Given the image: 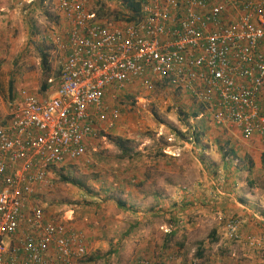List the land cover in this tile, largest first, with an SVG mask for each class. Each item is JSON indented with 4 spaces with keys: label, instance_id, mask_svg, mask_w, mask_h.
I'll list each match as a JSON object with an SVG mask.
<instances>
[{
    "label": "built area",
    "instance_id": "obj_1",
    "mask_svg": "<svg viewBox=\"0 0 264 264\" xmlns=\"http://www.w3.org/2000/svg\"><path fill=\"white\" fill-rule=\"evenodd\" d=\"M136 2L131 22L106 27L94 22L83 0H60L72 28L60 70L46 78L49 96L25 92L7 101L0 115V264H74L85 255L81 236H67L64 226L49 220L39 194L51 187L54 168L85 155L102 123L115 125L119 102L110 105L106 95L117 101L134 80L153 89L157 77L204 104L219 127L244 139L264 137V4ZM230 3L240 17L224 22ZM239 227L240 220L229 217L224 232L237 239ZM247 240L259 244L253 236ZM140 264L191 263L165 254Z\"/></svg>",
    "mask_w": 264,
    "mask_h": 264
},
{
    "label": "rangeland",
    "instance_id": "obj_2",
    "mask_svg": "<svg viewBox=\"0 0 264 264\" xmlns=\"http://www.w3.org/2000/svg\"><path fill=\"white\" fill-rule=\"evenodd\" d=\"M20 1L18 19L24 16L26 21L18 24L19 28L14 27L13 33L17 40L22 35V52L16 54L15 48L13 52L8 50L13 60V73L17 75L10 74L19 76L21 81L27 78L34 83L35 79L36 87H39L43 81L39 51L42 49L51 55L47 35L52 36V26L55 25L45 14L50 11L48 3L38 5V0ZM24 3L29 9L22 7ZM84 6L96 14L106 8L119 9L115 3H84ZM109 17L114 18L113 13ZM25 61H28V70L22 66ZM53 65H50L51 69L55 67ZM26 71L29 75L23 76ZM172 92L161 89L150 92L145 88L124 91L119 103L117 129L114 128L115 133L110 135L120 132V136H127L133 155L118 157L119 151L110 137H106V141L89 148L78 161L54 168L52 185L41 190L39 204L44 207L49 220L79 234L84 244L87 236L92 251L94 248L98 255L101 252L107 254L110 263L140 264L144 257L161 258L165 253H177L184 262L191 264H245L243 242L239 237L228 238L224 232L229 217H236L241 223L244 216L227 214L224 202L220 207L217 205L219 196L226 193L241 198L245 204L252 189L258 197L262 194L264 201V192L260 190L264 188L263 174L251 176L242 166L245 162L238 157L247 149L249 144L246 141L235 136L212 141L216 139L213 133L219 130V126L210 115L193 116L192 112H197L199 103H191L186 97ZM185 99L188 103L183 102ZM200 131L206 136L199 138L197 133ZM198 143L201 150H198ZM230 145L234 153L230 152ZM210 149L220 155V162L213 161ZM247 158L250 160V156L245 155L244 159ZM143 172L151 176L153 187L164 179L170 182L172 200L166 214L161 210L163 206L156 205L149 195L142 196L143 191H134V188L148 191V184H138V175ZM251 177L258 185L256 188L248 182ZM70 179L81 181L84 187L74 185ZM202 196L218 202L214 205L220 214H213L208 202L207 210L203 207L206 205L199 204L202 208L198 207L196 199ZM116 198L125 201L130 209H119ZM254 209L258 215L264 214L261 204ZM157 222L165 227L155 226ZM249 236L260 244L259 238ZM98 241L101 242L96 246ZM102 243L107 248L102 247ZM98 259L95 257L94 264H99Z\"/></svg>",
    "mask_w": 264,
    "mask_h": 264
},
{
    "label": "crops",
    "instance_id": "obj_3",
    "mask_svg": "<svg viewBox=\"0 0 264 264\" xmlns=\"http://www.w3.org/2000/svg\"><path fill=\"white\" fill-rule=\"evenodd\" d=\"M38 5L40 3H48L49 5V9L50 11H46V15H48L47 19L51 20L55 26L53 27V31H52V36L47 35V38L49 40V44L51 45V55L48 54L47 52H43L42 49H40V67H41V75L43 77V81L41 80V84L40 86L36 87V80H34V83L30 82L29 79L27 78H23L21 81V78L19 76H14L17 74L13 73V65H12V61L10 59V56L8 54V50L11 49V52H13V48L17 49L16 50V54H19L22 52V35L21 38L20 36H18L17 40L15 38L14 35V27L15 28H19L18 24L21 23H25L26 19L22 18L21 16V20H19V16H20V11L21 9L19 8L20 4L22 3V1L20 0H3V2H0V73L1 71L4 72V74H0V98L2 100V103L0 105V115L3 116L5 114V112L7 111L6 109V103L8 100H21L23 93H28L31 95H35L37 98L43 99L46 98L48 95L47 93V83H46V78L50 77V76H55L58 71L60 70L62 63L65 59V56L67 54V50L68 47H62V44H65L68 40L69 37V33L70 30L72 28V23L71 20L68 19V17L66 16V13L61 9L60 5H59V1L60 0H38ZM70 1V0H68ZM76 1V0H73ZM84 3H115L116 5L119 6V9H114V10H110L108 8H106L104 11H101L99 13L96 14V11H89L90 13L94 14V22L104 25L106 27H110V26H117V27H121L124 26L126 23L131 22V15L128 14L129 11L127 13H125L123 11V7H124V3H127V0H101L99 2V0H83ZM136 1V0H133ZM240 1V0H238ZM253 1H260L264 4V0H253ZM227 3V1H225ZM26 3H28L26 1ZM26 3H24L22 5V7L25 9L28 7L29 9V5H27ZM231 4V3H230ZM107 6V5H106ZM113 7V6H111ZM27 9V10H28ZM30 11V10H29ZM139 11V9H138ZM123 12V13H122ZM113 13V17H109L110 14ZM132 13V12H131ZM236 17H240V11L235 8L232 4L229 7H226L225 12L223 13V20L224 22H231L234 18ZM237 18V19H238ZM46 37V36H44ZM21 46V48H19ZM67 48V49H66ZM39 50V49H38ZM43 52V53H42ZM45 55L46 61H47V68L46 69L48 71L47 75L44 74L42 65H41V56ZM51 64H54L53 69H51ZM22 66L26 67V70L29 69L28 66V61H25V63L22 64ZM13 73V74H10ZM29 72L26 71L25 73H23V76H28ZM30 77V76H29ZM154 79V85L155 87L153 88V90L155 89H161V90H165V91H173L172 93H176L178 95L184 96L183 98H187L191 103H193L194 101H197V103H199L200 106H198V110L197 112L193 111L192 113L193 116H205V117H209V113H207L205 111V108H207L204 104L200 103L197 99H195L193 96L189 95V93L182 91V90H176V89H171L169 86H167L166 83H164L163 81L158 80L159 78L157 77H153ZM44 81H45V87H42V85H44ZM2 84V86H1ZM138 88H143L142 85V81L141 80H134L133 82L129 83L128 85H126V88L121 91L118 92V100L117 101H113V100H108L109 96L106 95V99L107 102L110 105H115L117 102H121V97L123 96L124 91H126L127 89H131L134 90L138 89ZM144 89V88H143ZM146 89V88H145ZM152 89H150V92L153 91ZM183 98L181 97V99L183 100ZM195 100H194V99ZM187 99H185L183 102L188 103ZM116 102V103H115ZM196 105V104H194ZM197 109V108H196ZM120 118V114L119 117L117 118L115 125L113 127L107 128L105 126L104 123H102V130H101V134L100 137L97 138L94 141H90V144L87 148V150L89 148H94L96 147L99 142L102 141H106V137H110V140L112 141L114 138H123V139H128L127 136L121 135L123 137L120 136V132H118V135L115 136H111L110 134L114 132V128L117 129L116 124L119 121ZM115 133V132H114ZM199 135V138H201L202 136H206L205 133H202L200 131V133H197ZM216 136V139L212 140L214 142H216L217 140L219 141L222 138H229L230 136H235L238 137L244 141L247 142V149H245V151H243L242 156L240 155L238 158L241 161H244L245 163L242 165L244 168H247L248 173L253 176V174H263L264 177V157H262V154L264 153V137H260V136H254L250 139H244L241 134L239 133V131L234 130L232 132H226L224 129H221V127H219V130L217 129L214 133ZM102 137V138H101ZM112 137V138H111ZM126 137V138H125ZM211 144V142H209ZM199 145V149L201 150L202 146L201 144H197ZM115 147V145H114ZM210 148H213V145H210ZM97 149V148H95ZM117 149V148H116ZM230 152L234 153L235 150L234 148L230 145ZM209 154L210 156L213 158V161H216L217 163L221 161L220 155L215 153L212 149L209 150ZM133 155V154H132ZM246 156H250V160L247 158H245ZM123 160V159H122ZM155 163V161H153ZM249 175V176H250ZM151 176L147 173H140L138 175V184H148L149 188L148 191L146 192V189L144 190H139L137 188H134L135 192L138 191H143L142 196L145 194L149 195V197L151 198V200H154L155 204L158 206H163L161 207V210L164 214H166V212H169L168 207L169 204L171 203L172 200V186L170 184V182H167L166 179H164L163 181L159 182L158 185L156 187H153V179L150 178ZM228 178H224L223 180H227ZM249 183H252L254 185V187L256 188L258 185H255V179L254 177L249 178L248 180ZM218 184H222L221 182H218ZM152 187V188H150ZM218 191V187L215 188ZM223 189V188H222ZM224 190V189H223ZM261 191L264 192V188H260ZM215 192V190H214ZM250 193L248 196V199L244 201L240 198V199H236L234 197H231V195L229 193H226L225 196H219V203L210 200L208 197H200L197 198L195 202L196 205L198 207H201V205H206L203 206L205 210L208 209V206L206 204V202L209 203V207L211 209V211L213 210V214H220L217 212V208L220 207V204L222 202L226 203L225 205H223V207L225 208V210L227 211L226 213L228 214V212L230 213H236L237 215L240 216L243 215L244 219L241 220L240 223V227H239V240L243 242V250H244V256H246L247 259H244L245 264H264V214L258 215V211L257 209L255 210V206L258 204H261V206H264V201H263V196L262 194L258 197L255 193H253V189L250 190ZM141 197V196H140ZM149 198V199H150ZM228 201V202H227ZM218 203L219 205L215 206L214 204ZM201 204V205H199ZM264 212V210H263ZM177 213V212H176ZM225 215V214H224ZM50 218V217H49ZM52 220V219H51ZM163 226V228L165 227L164 225H161L160 222L155 223V226ZM66 229V235L70 236V235H79L76 234L74 232H70V230ZM81 234V233H80ZM254 235L255 237L259 238L260 240V244L258 246L255 245H248L247 243V236L249 235ZM89 238L86 236L85 238V247H86V253L83 257L76 259L75 260V264H94V259L95 257L99 258V264H115L110 263V261L108 260V256L107 254L105 255L104 253H100V255L97 254V252L95 251V249L93 248L92 251V245L88 240ZM103 241V239L101 240ZM100 241V242H101ZM238 241V240H237ZM99 241L97 242V245L100 243ZM95 246V248H96ZM104 246V248H107L105 243H102V247ZM150 248V247H149ZM148 248V249H149ZM174 253V252H173ZM166 254V253H165ZM175 256L178 258L179 255L177 253H174ZM180 258V257H179ZM184 262V261H183ZM121 264V263H120Z\"/></svg>",
    "mask_w": 264,
    "mask_h": 264
},
{
    "label": "trees",
    "instance_id": "obj_4",
    "mask_svg": "<svg viewBox=\"0 0 264 264\" xmlns=\"http://www.w3.org/2000/svg\"><path fill=\"white\" fill-rule=\"evenodd\" d=\"M123 8H124L123 11H125V12L129 11L128 14L131 15V17H130V19H131L133 17V15H137L138 9H139V3H137L136 1H133V0H127V3H124ZM41 65H42V68H44L43 69L44 74L47 75L48 71L46 69H48V68H47V61H46L45 55L41 56ZM42 87H45V81H44V85H42ZM112 142L115 145V147L117 148V150L119 151L118 157L127 158L133 154V152H131L133 150L132 147H130L128 145V139L116 138V139H113ZM262 157H264V153L262 154ZM70 180L74 185H76L80 188L84 187V183H82L81 181L75 180V179H70ZM114 200H115L116 205L119 209H130V207H131L125 201H123L119 198H116Z\"/></svg>",
    "mask_w": 264,
    "mask_h": 264
}]
</instances>
